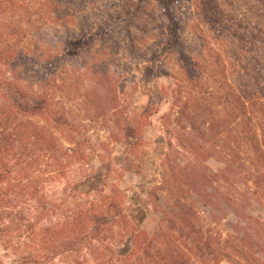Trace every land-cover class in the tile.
<instances>
[{"label": "trees", "instance_id": "obj_1", "mask_svg": "<svg viewBox=\"0 0 264 264\" xmlns=\"http://www.w3.org/2000/svg\"><path fill=\"white\" fill-rule=\"evenodd\" d=\"M70 1L0 0V245L5 256H11L13 264H54L58 259L62 264H223V261L235 264L236 260L242 264H264L260 258L263 250L258 246L250 247L248 242L256 229L259 233L263 221L251 216L245 221L246 217L238 213L244 205L251 210L253 202L264 209L260 200L264 195V0H249L251 3L241 6L254 14L248 17L241 13L242 8L235 12L228 8L234 4L222 3V0H191L187 4L185 0H140L125 17L109 12L106 20L99 18L98 25H102L100 52L112 46L109 48L118 55L123 46H128L130 60L153 57L165 61L168 57L173 61L182 77L163 68V62L159 63V71L173 79V99L176 93L191 86L192 103L186 101L182 107L190 109L186 112L190 124L195 127L199 121L200 128L207 125L213 141L218 140L214 145L215 159L219 162L215 173L220 172L225 177L213 174V181L221 179L222 188H215L220 191L218 198L217 194L203 188L208 172L206 160L200 168L186 162L183 168L190 170L186 176L189 181L178 185L176 202L166 210L169 212L163 213L166 217L161 218L152 234L135 228L129 232L133 248L125 256L116 253L113 241L117 237L115 239V232L108 230L129 224L128 214L115 196L109 198L110 194H102L105 189L98 187L108 181L106 172L117 146L109 148L106 143H93L91 150L84 148L79 156L78 151L75 154L60 142L58 133L61 135L75 122L76 110H87L92 120L103 124L102 128L112 126L109 130V135H114L112 138L121 134L115 145H124L126 151L140 146L142 123L128 116L118 86L122 80V91H126L131 65L120 52V63L117 62L112 71L92 72L90 78L86 72L81 73L80 76L94 84V89L91 94L86 93L87 90L86 94H79L81 103L66 101L76 92L66 87L70 75L66 82L58 83V69L53 68L66 54L65 51L54 53L46 32L56 23L64 29L69 27L68 5L73 4L75 15L79 16L80 31L88 33L97 45L99 36L93 33L94 23L97 13H101L99 0H82L79 6ZM35 3H41L32 12L40 17L36 23L31 20V4ZM46 5L55 15L62 9L67 10L64 20L55 15L46 16ZM180 9H186L185 13ZM190 10L191 14H187ZM121 23L125 31L120 35ZM148 28L152 30L150 45L145 42L140 46L142 40L135 31L145 32ZM81 35L87 37V34ZM195 42H199L201 51L211 50L214 61L192 50ZM53 47L55 49L56 45ZM213 47H218V52ZM35 63L39 65L37 70ZM232 75L236 81L244 76L250 82L231 83ZM56 83L64 88V96H57ZM78 86L77 92H80L86 84ZM175 119L176 125L180 124V115ZM168 127L170 133L179 137L181 154L197 156L194 144L191 145L192 138L176 132L173 126ZM88 152L97 157L95 160L101 162L105 172L86 180L81 188L69 178L71 155L80 157L77 165L87 177L90 167L87 162L91 161ZM178 154L174 146L164 157L165 173L161 182L164 190L167 186L171 188L169 182L176 179L168 165H172ZM177 165L180 167V163ZM241 171L248 178L240 177ZM56 184H62L61 189H56ZM80 188L91 191V198H83L86 194L81 193ZM195 188L199 189L198 193L192 192ZM156 192L152 196L158 197ZM196 194L204 196L205 202L225 195L223 198L232 201L233 212L239 216V222L246 223V231L250 233L245 231L240 236L237 226L213 217L211 211L206 214L203 209L206 203L201 209L194 206ZM116 196L122 202V195ZM197 198V202L201 201ZM187 200L192 202L188 204ZM259 242L264 245V239ZM247 254L259 256V263ZM0 264H3L1 258Z\"/></svg>", "mask_w": 264, "mask_h": 264}, {"label": "rangeland", "instance_id": "obj_2", "mask_svg": "<svg viewBox=\"0 0 264 264\" xmlns=\"http://www.w3.org/2000/svg\"><path fill=\"white\" fill-rule=\"evenodd\" d=\"M81 1L82 0H71L70 3H75L76 6H79V4H81ZM139 1L140 0H99L98 4L101 8V13H97L98 18L94 23L96 29L93 33L98 36L101 33L102 25H98L100 22L99 18H101V16L103 17L101 19L106 20L107 14L110 12L111 14L116 13V15L118 16L125 17L131 9L138 6ZM185 1V4L191 2V0H188V2L187 0ZM223 2L234 4L233 6L228 5V8L234 10L235 12L239 11V8H242L241 6H246L248 3H251L249 0H222V3ZM40 4L41 3H35V5L31 4V20H35L34 23H36V21H38L40 17H36V15H34L32 12L40 7ZM68 6L70 8L69 12H71V18H69V27L67 29H64L60 27V23H56L52 29L46 32L45 36L47 40H49L50 42L52 41L50 46H52V50L54 51V53H56V55L61 51H65L66 54L65 57L60 58L58 61H56L53 67L55 70L58 69V83H60L61 80H64L66 82L67 76L70 75L71 80H68L69 84L65 85L69 88L72 87L76 92L71 93V96L69 98H66V101L69 100L70 104L77 102L81 103L80 100L82 99V94H91V91L94 89V84L91 83L89 79L80 76L81 73L86 72V74L90 78L91 76L89 74L92 72L104 74L107 70L112 71L113 66L117 64V62L120 63V58H122V55H119L120 52H123L124 56L127 57L131 65V73L128 74L129 76L127 75L128 81L126 82L125 86L126 91H122L124 87V83H122V80L118 82V86L121 90L120 94L122 96V105L128 108V116L132 117V120H139L142 123V139L140 146L134 147L131 151H126V147L124 145H115V140L121 138V134L119 135L118 133L116 139L112 138L114 136L113 133L109 135V130L112 128V126H106L105 128H102L103 124L98 123V121L92 120V115H88L89 113L87 112V110H85L84 112L76 110L74 112V114L77 116L75 122L70 123L68 128L63 131L67 132V135H65V133L63 132L61 133V135L58 133L60 142L64 143L65 146L75 151V154H78V151L79 156L81 154L80 151L84 148L86 150H91L89 149V147L92 146L93 143H106V146H110L109 148H111L112 146H115L116 148L117 146L116 153L114 154L112 159L107 157V155L105 156L106 158L110 159V162H112L110 168L106 172V180L108 181L104 182L105 184L98 185V187L100 186V188H104L105 191L102 194H110L109 198H113L115 196L114 198H116V200H119V203H121L128 214L127 216L129 224H127L126 226H123V224L116 225V228L108 230L109 233H111V231L115 232V239L117 237V239L113 241V248L115 249L116 253L120 256H125L133 248V241L129 232L133 228H135L136 230H144L147 231L148 234H152V232L160 223L161 218L165 216L163 213L169 212L166 210L171 209L172 205L176 202L175 192H177V194L179 195L177 191L178 185L182 184L183 182L185 183L189 181L186 176L190 174V170L183 168L186 162H189L190 165H193L194 163L195 165L193 166L200 168L204 166L203 162L204 160H206L205 165L208 168V172L206 173L207 177L204 180L203 188L210 193L217 194V197L219 198L220 191H218V189L216 190L215 188H222L219 186V181H221V179L219 181L212 180L213 178H215L213 174L222 175L220 172L215 173L219 168V162H217V160L215 159L216 157L214 148V145L217 144L218 140L213 141L214 138L213 136H211L209 127L207 125L201 126L200 128V122L198 121L195 126L197 128H195L193 124H190V117L186 113L188 111L190 112V109L186 110L184 109V107H182L184 105L183 103L186 101H190V103H192L190 85V87L187 86L186 88H183L181 92L176 93L174 99L172 98L171 85L173 83V79L166 75L164 71H159V68L161 67L159 63L163 62V64H165L163 68L172 71L173 74H179V77H182V75L177 72V68L175 69L173 61H171L170 58H165V61H163L162 58L153 57L140 58V60L138 61L130 60L131 57L130 55H128L130 53V49L126 50L127 48H129L128 46H123L124 49H121L122 51H119L118 55L116 50L114 51L113 49H111L112 46H107V48L103 52H100L101 47L98 46V44L102 40V36L98 37L99 41L97 45H95L94 38L89 37L88 33L80 31L79 16L75 15L76 9L74 5L69 4ZM185 10L186 9H180V12L184 11L185 13ZM45 11L47 13L46 16H48V14L53 17L58 16L61 18V20H64L65 14L67 13V10L62 9L60 12L56 13L57 15H55L48 5H46ZM228 13L229 15H233L230 12ZM241 13L247 15V17L254 16L253 13H248L247 9L245 8L241 9ZM187 14H191V10L188 11ZM123 26V23H121L119 26L120 35L125 31V28H123ZM83 33L87 34V37L81 35ZM115 33H117V31ZM135 33L139 36L140 40H142L140 46H143V43L145 42L150 45L152 38L150 36L152 33V30H150V28H148L147 31L145 29V32L136 30ZM65 42H67L68 45H65ZM105 43L108 45V42ZM102 44V47H104V43ZM53 45H56L55 49ZM194 46L195 47H191V49L194 50L198 55L202 52L200 56H204L209 60L214 61L213 53L211 50L207 51L202 49L201 51L202 47L200 46L199 42H195ZM213 48L218 52V47ZM94 53L99 54L96 56ZM91 60L94 63H92ZM89 65L91 66V68ZM37 66L39 65L35 63V70L39 68ZM94 79L97 80L96 77ZM238 79L241 81H236L235 79H233V75L230 76L231 83L233 82L235 84H240V82L249 81L247 80V77L244 76ZM58 83L56 84L58 85ZM251 83L253 82L251 81ZM78 84H86V87H84V89H82L80 92H77V89L79 87ZM62 90H64V88H61L60 86L56 88V93H58L57 96H64V92ZM85 90H87L86 93H84ZM122 92L124 93L122 94ZM84 107L86 108V105H84ZM182 111L186 114H183ZM177 115H180L181 121L180 124L176 125L177 121L175 117H177ZM78 116L80 117L79 119H77ZM168 126H173L172 128L176 132L180 131L183 136H189L190 138H192L191 145L194 144L195 149L197 150V156L189 153L185 154L186 152L181 154L180 151L182 149H179V137H175L176 134L174 132L170 133V127ZM86 141H88L87 144ZM173 143L175 145H173ZM203 145H206V147L200 148V146ZM174 146L177 147V150L180 154H178L179 156H175V160H173L172 165H168V167L170 171H173V175H176V179H172L169 182L171 184V188L170 186H167V189L164 190L163 185L161 186L162 176L165 173L163 168V161L165 155L170 150H172ZM88 154H90L91 161L87 162V164L89 163L90 165L88 172L86 173L87 177L83 176L84 170L80 169L77 165L79 163L80 157L75 158L73 157L74 154L71 155L72 163L70 170L72 171H69V178L72 182L74 181V184L78 182V185H80L81 188L83 182L97 175H100L102 172H105V168H103L101 162L95 160L97 159V157H95V155L92 156L91 152H88ZM242 157H245L244 154H242ZM197 158L199 159V161H197ZM101 160L103 162H106V160L104 159ZM178 163H180V167L183 170H178L180 168L177 165ZM239 176L242 178H248V175H246L244 171H241V173H239ZM202 177H204V175H202ZM217 177L220 178V176ZM222 177L224 176L222 175ZM177 178H180L181 180ZM61 187L62 184H56L55 186L56 189H61ZM95 188H97V186ZM158 188H162L163 190L160 191L158 190ZM113 189L114 192H111ZM156 190L158 192H156V196L158 197L152 196V193H154ZM198 191L199 189L195 188V190L192 192L198 193ZM80 192L86 194V197L83 198H91V191H85L81 189ZM192 192L190 194H192ZM119 194L122 195V202H120L119 196H116ZM162 194L163 196H161ZM195 197L196 201H194V206L201 209L202 204L206 203L203 207V209L206 210V214L211 211L210 214L214 215L213 217L216 216V218L220 220H226L225 222L228 225L231 224V226H237V234L243 236L247 227L246 223L241 221L239 222V216H237L233 212L234 205L232 201L228 200L227 198H223L225 197V195H223L222 198L220 197V199H212V201L207 202H205L206 199L204 198V196L200 197L198 194H196ZM197 197H199L201 201L197 202V200H199ZM260 200L264 203V195L260 198ZM187 202L188 204H190V202L192 201L187 200ZM183 203L184 202H182V204ZM250 209L251 210L247 209L246 205H244V208L242 207V209H239V211L237 209V211L242 217H246V219H244L245 221L247 220L248 216H251L254 218L258 217L257 219H260L264 223L263 207L257 202H253ZM202 216L205 217V215ZM263 223L261 225L259 233L256 229L254 231V234H251L252 236L248 238V242H250V247L258 246L264 252V245L259 242V239H264ZM246 232L247 234L250 233L248 232V230ZM180 236L181 235L178 234V237ZM231 242L238 245V242H236V240L231 239ZM5 254L6 252L0 245V258L3 261V264H13L14 259L11 256H5ZM248 256L249 258H251V260H254L255 263H259V256ZM260 258H262V261H264V255L262 253L260 254ZM236 262L237 263L235 264H242L237 260ZM54 264H62V260L58 259L54 262ZM223 264L234 263L223 261Z\"/></svg>", "mask_w": 264, "mask_h": 264}]
</instances>
